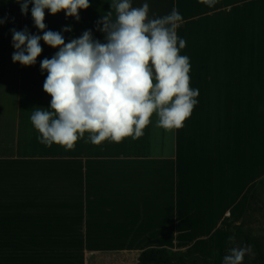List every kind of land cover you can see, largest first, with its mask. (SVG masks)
<instances>
[{
  "label": "crops",
  "instance_id": "crops-1",
  "mask_svg": "<svg viewBox=\"0 0 264 264\" xmlns=\"http://www.w3.org/2000/svg\"><path fill=\"white\" fill-rule=\"evenodd\" d=\"M113 0H89L80 19L45 9L65 43L91 30ZM16 0H0V264H138L146 248L212 259L234 239L264 177V0H173L182 20L197 104L180 129L73 149L47 147L30 121L49 109L41 61L59 51L40 41L36 63H13L11 29L43 35ZM113 19L116 17L115 10Z\"/></svg>",
  "mask_w": 264,
  "mask_h": 264
},
{
  "label": "clouds",
  "instance_id": "clouds-1",
  "mask_svg": "<svg viewBox=\"0 0 264 264\" xmlns=\"http://www.w3.org/2000/svg\"><path fill=\"white\" fill-rule=\"evenodd\" d=\"M205 2L211 5L213 0ZM16 3L23 15L32 4L31 17L43 35L31 34L27 27L11 29L13 63L34 65L43 51L41 40L59 49L40 64L47 72L43 90L52 98L50 108L36 107L30 116L41 144L71 150L85 133L93 145L120 143L140 138L153 115L156 126L165 130L180 129L190 118L199 90L191 87L189 57L180 54L186 41L177 35L182 20L177 10L149 18L147 2L133 7L131 0H113L111 10L97 21L104 42L85 30L65 43L62 32L71 31V26L61 32L45 31V9L52 15L63 11L79 21V11L90 7L89 0ZM228 239L231 242L233 237ZM245 255H255L251 245L232 247L223 264H243Z\"/></svg>",
  "mask_w": 264,
  "mask_h": 264
},
{
  "label": "trees",
  "instance_id": "trees-1",
  "mask_svg": "<svg viewBox=\"0 0 264 264\" xmlns=\"http://www.w3.org/2000/svg\"><path fill=\"white\" fill-rule=\"evenodd\" d=\"M149 4V18L163 17L173 11V0H143L141 3L135 5L134 0H131L133 7H140L143 3ZM168 8V9H167ZM264 190V177L260 178L254 185L251 193L249 194L246 209L243 217L238 224L233 226L234 239L231 245H240L244 247L251 245L256 257L264 263V253L262 242L258 236L251 232V229L246 227L248 210L252 207L255 198L260 192ZM228 254L225 249L223 257ZM138 264H212L211 260L200 255H192L186 257L181 251L170 250L167 248H146L141 251L138 257Z\"/></svg>",
  "mask_w": 264,
  "mask_h": 264
},
{
  "label": "rangeland",
  "instance_id": "rangeland-1",
  "mask_svg": "<svg viewBox=\"0 0 264 264\" xmlns=\"http://www.w3.org/2000/svg\"><path fill=\"white\" fill-rule=\"evenodd\" d=\"M142 1L143 0H134V3L135 5H137ZM167 6H168V0H167ZM167 14H168V10H167ZM247 213L249 217L247 218L246 227L250 228L251 232L259 237V239L262 242V248L264 253V190L260 192L258 196L255 198L252 207L248 210ZM232 247H241V246L236 244V245H231L226 249L228 250ZM211 257L212 259L210 260L212 264H223L222 254L213 253ZM243 264H264V263H262L260 259L256 257V253H255L254 256L245 255Z\"/></svg>",
  "mask_w": 264,
  "mask_h": 264
}]
</instances>
